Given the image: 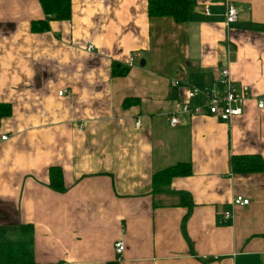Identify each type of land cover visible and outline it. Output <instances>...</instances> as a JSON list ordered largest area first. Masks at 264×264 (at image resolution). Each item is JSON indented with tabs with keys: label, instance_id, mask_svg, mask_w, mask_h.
I'll use <instances>...</instances> for the list:
<instances>
[{
	"label": "crops",
	"instance_id": "obj_1",
	"mask_svg": "<svg viewBox=\"0 0 264 264\" xmlns=\"http://www.w3.org/2000/svg\"><path fill=\"white\" fill-rule=\"evenodd\" d=\"M226 2L238 9L230 28ZM42 18L38 0H0V102L11 107L0 118V224L31 223L37 264H261L264 170H233L231 155L264 158V0H195L181 23L149 17L146 0H70L68 19L32 31ZM224 67L255 95L243 113H179L169 126L186 90L215 84ZM177 161L191 172L153 189L151 174ZM49 165L63 191L48 186Z\"/></svg>",
	"mask_w": 264,
	"mask_h": 264
},
{
	"label": "trees",
	"instance_id": "obj_2",
	"mask_svg": "<svg viewBox=\"0 0 264 264\" xmlns=\"http://www.w3.org/2000/svg\"><path fill=\"white\" fill-rule=\"evenodd\" d=\"M44 18L30 22L32 31H44L49 20H66L70 15V0H38ZM195 5V0H146L149 17L169 16L173 21L181 23L187 20ZM264 29V24L258 26ZM126 68L111 66V75H124ZM125 103H123L124 105ZM11 113L8 103L0 102V118ZM231 167L236 171L264 170V158L257 154H232ZM191 172L190 163L177 161L151 174L153 189L163 188L173 176L186 175ZM48 186L63 191L61 168L49 165L47 168ZM178 203L189 206L191 201L184 191H177ZM31 223L0 224V264H37L34 260L31 238Z\"/></svg>",
	"mask_w": 264,
	"mask_h": 264
},
{
	"label": "built area",
	"instance_id": "obj_3",
	"mask_svg": "<svg viewBox=\"0 0 264 264\" xmlns=\"http://www.w3.org/2000/svg\"><path fill=\"white\" fill-rule=\"evenodd\" d=\"M205 14H208L207 9H203ZM238 20V9L232 2H226L224 11V24L227 28H230ZM94 46L91 42H87L85 50L91 52ZM131 61V58L129 57ZM130 61L128 62L130 64ZM177 80H173L172 84H177ZM67 92L65 88H61L57 91L58 96H62ZM195 96H200L202 102L200 104L192 105L189 100ZM255 98L249 87L245 84L238 86L232 80L228 67L221 68L219 76L215 82L210 86H204L201 88L190 86L184 95V99L179 103L176 111L170 113L167 117L169 126H175L179 123V113L186 114L187 116H195L199 114L214 116L223 121H231L234 118L240 116L243 113L244 105L247 99ZM264 101L262 98L257 99V107L262 108ZM134 125H138V121L134 122ZM80 127V126H79ZM5 135H1L0 139L4 140ZM232 202L234 204H248L249 197L242 194H235ZM231 215V211L226 210L223 213V217L227 218ZM113 250L119 255L123 250V242L121 239L113 241ZM118 258V257H117ZM261 264H264V257Z\"/></svg>",
	"mask_w": 264,
	"mask_h": 264
},
{
	"label": "rangeland",
	"instance_id": "obj_4",
	"mask_svg": "<svg viewBox=\"0 0 264 264\" xmlns=\"http://www.w3.org/2000/svg\"><path fill=\"white\" fill-rule=\"evenodd\" d=\"M32 229V228H31Z\"/></svg>",
	"mask_w": 264,
	"mask_h": 264
}]
</instances>
